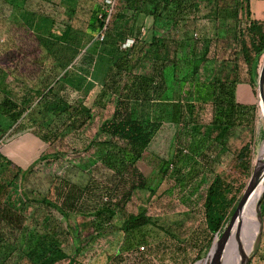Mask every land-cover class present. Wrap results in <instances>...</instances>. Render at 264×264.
I'll return each instance as SVG.
<instances>
[{
  "label": "trees",
  "instance_id": "obj_1",
  "mask_svg": "<svg viewBox=\"0 0 264 264\" xmlns=\"http://www.w3.org/2000/svg\"><path fill=\"white\" fill-rule=\"evenodd\" d=\"M254 1L264 0H118L105 38L97 42L105 25L102 5L80 30L73 25L78 0L60 5L0 0V10L10 14L16 30L36 42L34 53L55 61L50 67L54 74L39 88L22 86V95L12 87L24 80L0 64L3 136L28 120L49 144L26 170L0 150V264H92L105 252V237L118 232L124 241L109 253L107 264H174L172 251L183 245L181 240L159 228L148 209L135 214L128 205L138 193L156 194L178 167L174 159H161L159 182L152 186L139 163L160 134L170 133L178 145L183 134L195 141L200 137L191 147L209 159L214 151L228 152L234 136L254 130L257 106L237 98L240 60L255 81L264 56V20L253 18ZM129 39L135 45L124 48ZM76 61L80 75L70 72ZM100 67L106 75L96 80ZM96 89L93 105L88 106ZM111 106L112 115L81 151L91 157L81 167L89 176L86 183L51 177L47 192L25 189L37 165L64 158L67 153L61 146L66 138L82 136ZM207 110L210 118L204 121L200 116ZM250 153L246 145L239 154L246 169ZM179 154L184 150L179 148ZM9 169L18 173L8 177ZM232 192L221 175L206 192L204 222L211 236L222 237L243 197H230ZM149 227L174 239L156 242ZM71 243L76 247L73 254L67 251ZM211 246L212 242L206 251Z\"/></svg>",
  "mask_w": 264,
  "mask_h": 264
},
{
  "label": "rangeland",
  "instance_id": "obj_2",
  "mask_svg": "<svg viewBox=\"0 0 264 264\" xmlns=\"http://www.w3.org/2000/svg\"><path fill=\"white\" fill-rule=\"evenodd\" d=\"M261 4L264 6L263 1H254L253 3V12L256 14L258 12L257 15L260 17L264 13V9L258 11V6ZM2 12L0 10V64L18 73L17 77L22 81L24 80L21 85L13 84L12 87L18 95H22L25 93V88H22V86L39 88L44 78L43 71L45 72V69L49 70L50 68L49 66H45L44 69L35 65L34 60L38 61L41 57L44 59L45 56L40 51L34 53L38 49L36 42L31 37H23L21 35L23 31L16 30L15 23L11 22V18H9L10 14L6 13V11ZM78 15L79 17L75 19L73 25L77 29H86L85 26L88 23L89 12L80 11ZM144 39H147V36H144ZM234 48L235 46H232L229 50ZM222 52L225 51L222 50ZM225 53L231 54L229 51ZM137 56L138 54L135 57ZM263 65L264 56L260 61V70ZM239 76L238 100L245 105L254 104L257 106L253 131H246L239 136H234L229 142L228 152L214 151L211 153L209 159L203 158L199 150L197 151L196 148L191 147L194 142L200 140V137L195 141L186 136V134H183L181 142L178 145L174 143L170 133H165L164 136L160 134L151 146L150 152L139 163L140 171L149 179L152 186L158 185L159 161L161 159L166 161L174 159L178 167V170L176 169L177 172L173 171L169 173V177L162 182L156 194L151 195L150 191L138 193L128 205V210L135 214L138 213L140 208L148 209L149 215L157 220L159 228L163 227L169 230L175 235L177 240H181L183 245L177 248L174 247L172 251L174 264H197L203 261L210 254L214 244L220 239L216 235L211 236L207 232L204 222L203 205L205 195L215 176L221 175L226 183L232 187L233 192L230 197L236 196L237 199L241 198L257 169L256 163L259 156L264 151V95L262 96L259 91V78L255 81L252 79L250 68L242 60H240ZM97 91L98 89L89 96L87 100L88 106L93 105ZM112 113L113 107L111 106L97 117L95 123L88 127L82 137L69 135L61 146V150L67 153L64 158L59 161L44 162L37 165L35 175L31 176L26 185H23L25 189L31 190L34 188L37 190V193H39V190L47 192L49 191L48 180L51 177L69 176L74 181L86 183L89 176L87 172H83L81 167L85 168L91 157L86 152H81L84 149V141L92 138L97 132L99 125L108 119ZM200 117L204 121L209 120V111H205ZM5 132L0 128V150L7 158L11 161L13 160L12 162L16 167L26 170L33 163L32 161L41 155V150L35 152L38 146L33 141L29 139L22 140L26 133L21 129L16 128L7 133L6 136H3ZM246 145H249L251 149L248 158V169H246L245 164L239 158L240 152ZM179 148L184 150L185 154L182 156L179 154ZM73 152H80V154L77 155ZM31 156L32 158L29 159ZM17 173V170L9 169L6 174L8 177H13ZM260 199L262 206L264 204V182L262 184ZM32 210L33 208H30L31 213ZM251 212L252 205L250 198L244 209L239 213L230 233L243 223ZM260 216V234L255 248H250L243 255L235 254L239 249L250 247L254 243L258 234L256 220L248 230L232 240L230 247L239 245V248L232 251L226 260L219 261L218 264H242L244 257H248V264H264V213L261 211ZM147 231L154 235L156 242H166V239H174L165 236L163 232L156 228L149 227ZM123 241L124 235L122 233L118 232L107 235L102 243L105 252L98 256L92 264H107L109 262V253H115L121 247ZM211 242V248L206 251ZM20 246L24 249L22 239ZM67 251L70 254L75 253V245L72 243L68 245ZM224 251L226 252V249ZM200 256H202L201 259H199ZM234 256L240 257L237 260H231ZM170 257L167 259L171 260ZM158 261H162L161 257H159Z\"/></svg>",
  "mask_w": 264,
  "mask_h": 264
},
{
  "label": "crops",
  "instance_id": "obj_3",
  "mask_svg": "<svg viewBox=\"0 0 264 264\" xmlns=\"http://www.w3.org/2000/svg\"><path fill=\"white\" fill-rule=\"evenodd\" d=\"M47 2L49 3H52V4H56V5H60L62 2H64V0H46ZM102 2L103 0H78V4L75 6V4H73L75 7H76V10H77V13L76 15L74 16V21H73V24L75 22V19H77L79 17V13L80 11H88L89 12V19L91 17V14L92 12L97 9L99 6L101 7L102 5ZM262 2V1H260ZM264 2V1H263ZM254 3V2H253ZM253 3H252V12H253ZM73 6V7H74ZM259 7V10L261 9H264V6L261 4L258 6ZM64 10V9H63ZM258 14V12H257ZM255 12H253V18L256 19V20H264V13L263 15H261L262 17L258 16ZM89 19H88V22H89ZM150 22V20H147V23ZM75 27V25H74ZM86 28L88 27V23L86 24L85 26ZM76 28V27H75ZM81 30V29H80ZM82 30H85V29H82ZM35 63V65L41 67V68H44L45 66H49V68L51 67H54L55 66V61L52 59V58H44V59H39L38 61L37 60H34L33 61ZM33 63V64H34ZM80 65L78 64V61L74 62L71 66H70V72H72L73 75H76V74H79L80 75V70L78 69ZM45 69V68H44ZM50 71H53L52 70H48V69H45V72L43 71V76L44 78L51 75L50 73L54 74V72H50ZM105 75H106V70L103 68V67H100L98 69V73H95V77H97L96 80H102L105 78ZM43 78V80H44ZM92 76L91 74H89L88 76V80H91ZM12 79V78H11ZM92 94V93H91ZM35 125L30 123L28 120H24L21 125L19 126L18 129H21L25 134V137L22 138V140L24 141L25 139H29L31 141H33L37 146L38 148L36 149L35 152L37 151H40L41 150V155L48 149L49 147V144H47L46 142H44L41 137L36 133L35 129H34ZM11 132V131H10ZM74 137L78 136L77 134H70ZM83 136V135H82ZM82 136H78V137H82ZM21 140V141H22ZM22 141V142H23ZM89 140H86L84 141V144H86ZM34 152V154H35ZM33 154V155H34ZM32 155V156H33ZM40 155V156H41ZM32 156L29 158L31 159ZM40 156H38L35 160H33L32 162L34 163L36 160H38L40 158ZM28 160V159H27ZM13 161V160H12ZM15 161V160H14ZM22 162V161H21ZM26 162V161H25ZM19 163V162H18Z\"/></svg>",
  "mask_w": 264,
  "mask_h": 264
},
{
  "label": "bare ground",
  "instance_id": "obj_4",
  "mask_svg": "<svg viewBox=\"0 0 264 264\" xmlns=\"http://www.w3.org/2000/svg\"><path fill=\"white\" fill-rule=\"evenodd\" d=\"M263 167H264V151L261 153V155L259 156V159H258V161L256 163V168L257 169H261ZM262 184H263V182H262ZM262 184L259 185V187L255 190V192L250 197L251 198V205H252V212L244 220L243 223H241L237 228H235L233 230L232 233H230L228 242H227L226 247H225L226 252L223 251L222 256L219 259V261L226 260V258L228 257V255L232 251H234L237 248H239V245H233V246L230 247V244H231L232 240L235 239L238 235H240V234L244 233L246 230H248L254 224V222L256 220V227H258V234L256 236V239H255L254 243L250 247H244V248L239 249L235 254L243 255V254L247 253L250 248H255L256 241H257V239L259 237V234H260L259 217H260V203H261L260 196H261V192H262ZM217 243L218 242H216L214 244V247L211 250V252L208 255V257L206 259H204L203 261H200L197 264H214L213 258H214V254H215Z\"/></svg>",
  "mask_w": 264,
  "mask_h": 264
},
{
  "label": "water",
  "instance_id": "obj_5",
  "mask_svg": "<svg viewBox=\"0 0 264 264\" xmlns=\"http://www.w3.org/2000/svg\"><path fill=\"white\" fill-rule=\"evenodd\" d=\"M259 91L260 94L263 96L264 95V65L261 68L260 74H259ZM262 182H264V167L261 169H256L251 180L250 183L247 186V189L227 227V229L224 231L222 237L219 239L217 246H216V250H215V254H214V264H218L219 263V259L222 256V253L226 247V244L228 242L229 236H230V230L233 227L239 213L244 209V207L246 206L247 202L249 201L250 197L252 196V194L255 192V190L259 187V185L262 184ZM262 209V206L260 204V211ZM260 218V217H259ZM213 248V247H212ZM242 264H248V257H244Z\"/></svg>",
  "mask_w": 264,
  "mask_h": 264
},
{
  "label": "built area",
  "instance_id": "obj_6",
  "mask_svg": "<svg viewBox=\"0 0 264 264\" xmlns=\"http://www.w3.org/2000/svg\"><path fill=\"white\" fill-rule=\"evenodd\" d=\"M118 0H103L102 2V9L104 11V15L101 16V18L104 20V28L101 31V33L96 38L97 42H102L105 38V34L108 30V26L111 22V19L113 18L114 14L116 13V7H117ZM136 41L134 39H129L126 44L124 45V48H130L135 45ZM144 248H141L143 250Z\"/></svg>",
  "mask_w": 264,
  "mask_h": 264
}]
</instances>
